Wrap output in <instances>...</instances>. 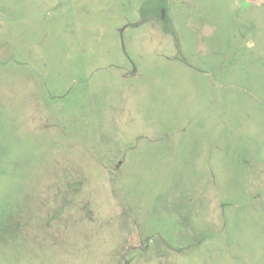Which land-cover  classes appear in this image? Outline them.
Listing matches in <instances>:
<instances>
[{
  "label": "rangeland",
  "instance_id": "obj_1",
  "mask_svg": "<svg viewBox=\"0 0 264 264\" xmlns=\"http://www.w3.org/2000/svg\"><path fill=\"white\" fill-rule=\"evenodd\" d=\"M0 264H264V0H0Z\"/></svg>",
  "mask_w": 264,
  "mask_h": 264
}]
</instances>
